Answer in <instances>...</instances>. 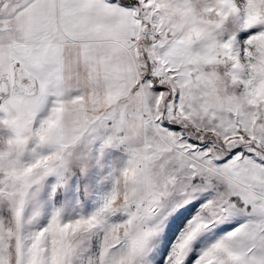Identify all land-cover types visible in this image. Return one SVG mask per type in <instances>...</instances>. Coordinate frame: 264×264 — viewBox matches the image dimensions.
I'll list each match as a JSON object with an SVG mask.
<instances>
[{
    "label": "snow or ice",
    "instance_id": "snow-or-ice-1",
    "mask_svg": "<svg viewBox=\"0 0 264 264\" xmlns=\"http://www.w3.org/2000/svg\"><path fill=\"white\" fill-rule=\"evenodd\" d=\"M247 3L0 0V264H264V0ZM95 144L101 168L121 157L94 210L26 216Z\"/></svg>",
    "mask_w": 264,
    "mask_h": 264
},
{
    "label": "rangeland",
    "instance_id": "rangeland-1",
    "mask_svg": "<svg viewBox=\"0 0 264 264\" xmlns=\"http://www.w3.org/2000/svg\"><path fill=\"white\" fill-rule=\"evenodd\" d=\"M5 133L0 130V137ZM99 145L92 146L91 160L84 172L74 169L62 184L58 185L55 176L44 179L30 196L26 216L33 213L62 211L65 216H87L98 203L101 196L110 190V183L103 177L110 172L109 165L121 157L118 150L107 149L103 153V165L96 162ZM55 189V190H54Z\"/></svg>",
    "mask_w": 264,
    "mask_h": 264
},
{
    "label": "clouds",
    "instance_id": "clouds-1",
    "mask_svg": "<svg viewBox=\"0 0 264 264\" xmlns=\"http://www.w3.org/2000/svg\"><path fill=\"white\" fill-rule=\"evenodd\" d=\"M237 4L241 10H244L246 7H248L247 0H237ZM55 128H56V123L53 122L51 125H49V128L47 131H53L55 130Z\"/></svg>",
    "mask_w": 264,
    "mask_h": 264
}]
</instances>
